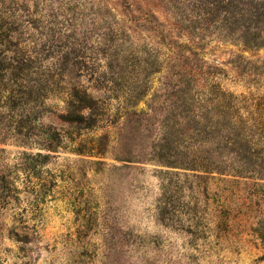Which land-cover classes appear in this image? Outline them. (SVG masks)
Masks as SVG:
<instances>
[{
    "label": "rangeland",
    "instance_id": "1",
    "mask_svg": "<svg viewBox=\"0 0 264 264\" xmlns=\"http://www.w3.org/2000/svg\"><path fill=\"white\" fill-rule=\"evenodd\" d=\"M261 1L0 0V264H264Z\"/></svg>",
    "mask_w": 264,
    "mask_h": 264
},
{
    "label": "trees",
    "instance_id": "2",
    "mask_svg": "<svg viewBox=\"0 0 264 264\" xmlns=\"http://www.w3.org/2000/svg\"><path fill=\"white\" fill-rule=\"evenodd\" d=\"M261 2L264 3V0H262ZM257 17H261L262 15L264 16V12L263 10L260 8L259 10H257V12H253ZM246 45L247 43H253L250 40H246L245 41ZM88 99L86 98L85 95L83 96H78L77 94L71 95L70 96V100L68 102H66V107H65V112H67V114L72 115V118H69L67 120V122L69 123H84L85 127L88 128L90 127V121L89 122H83L84 118L81 114V110L83 109H89L90 106L86 103Z\"/></svg>",
    "mask_w": 264,
    "mask_h": 264
}]
</instances>
